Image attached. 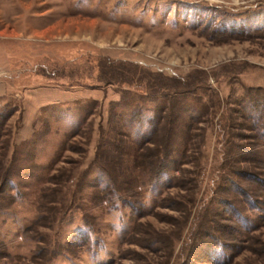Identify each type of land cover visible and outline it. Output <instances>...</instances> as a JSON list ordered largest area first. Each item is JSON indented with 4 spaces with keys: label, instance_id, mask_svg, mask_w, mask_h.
Returning <instances> with one entry per match:
<instances>
[{
    "label": "rangeland",
    "instance_id": "rangeland-1",
    "mask_svg": "<svg viewBox=\"0 0 264 264\" xmlns=\"http://www.w3.org/2000/svg\"><path fill=\"white\" fill-rule=\"evenodd\" d=\"M0 91V264H264V0H0Z\"/></svg>",
    "mask_w": 264,
    "mask_h": 264
},
{
    "label": "trees",
    "instance_id": "trees-1",
    "mask_svg": "<svg viewBox=\"0 0 264 264\" xmlns=\"http://www.w3.org/2000/svg\"><path fill=\"white\" fill-rule=\"evenodd\" d=\"M110 66V65H109ZM175 81H179L178 79H176V78H173ZM113 80H112V78L110 79H108L107 80V83H113L112 82ZM253 109L252 110H254V109H259V108H257L256 106H254V107H252ZM263 108H264V106H263ZM263 117L262 116H258V117H256V122H254L253 124L255 125V127H259V129L260 130H262V133L264 134V124L261 126V123H264V118L262 119ZM262 134V135H263ZM247 176H249L250 178H252V179H254L255 178V180H256V177L255 176H252V175H247Z\"/></svg>",
    "mask_w": 264,
    "mask_h": 264
},
{
    "label": "crops",
    "instance_id": "crops-1",
    "mask_svg": "<svg viewBox=\"0 0 264 264\" xmlns=\"http://www.w3.org/2000/svg\"><path fill=\"white\" fill-rule=\"evenodd\" d=\"M3 93H1V91H0V95H2Z\"/></svg>",
    "mask_w": 264,
    "mask_h": 264
}]
</instances>
